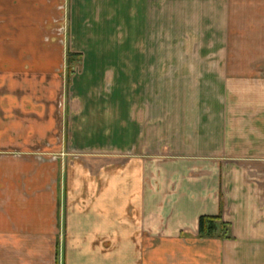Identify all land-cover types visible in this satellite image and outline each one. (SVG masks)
<instances>
[{
	"label": "crops",
	"instance_id": "obj_1",
	"mask_svg": "<svg viewBox=\"0 0 264 264\" xmlns=\"http://www.w3.org/2000/svg\"><path fill=\"white\" fill-rule=\"evenodd\" d=\"M0 9L63 10L68 41L88 45L74 84L90 94L110 72L120 88L127 71L130 89L112 118L101 98L72 99L82 156L49 160L57 82L0 73V264H264V0ZM156 39L181 49H153ZM202 216H220L215 235L199 236Z\"/></svg>",
	"mask_w": 264,
	"mask_h": 264
},
{
	"label": "rangeland",
	"instance_id": "obj_2",
	"mask_svg": "<svg viewBox=\"0 0 264 264\" xmlns=\"http://www.w3.org/2000/svg\"><path fill=\"white\" fill-rule=\"evenodd\" d=\"M62 11L61 9H0V73L3 70H9L12 78L15 75L13 71L18 70L25 73L26 77H32L33 74L38 77V71H42L43 82L47 84L51 80L57 82L58 94L54 112L58 120V132L57 136L44 144L45 149H50L52 153H45L43 156L49 160L53 159L54 156L56 157L54 159L66 161L79 159L78 157L82 156V153L77 152L76 148L70 144L71 137L69 134L71 133L67 127H70L74 115L71 100L88 98V95H90L89 97L101 98L103 99L102 103H106V114L111 117L114 109V98L121 97L125 100L130 96V89L127 82L129 75L127 71L126 74H120L123 77L120 88L112 86L114 75L110 72L106 75V87L91 90L90 94H88L89 90L82 88L80 83L77 86L74 84L76 80L80 81L79 75L83 69V51L88 45L87 41H68L65 14L62 18ZM175 30L180 29L175 28ZM174 34H170V37L178 36L176 33ZM125 43L127 45H122L123 50L129 49V42ZM107 44L109 46L106 49H112L114 46V42H107ZM153 49L171 52L181 49V41L156 39L153 42ZM173 59L175 58L173 57ZM128 62L129 57L123 58V65H128ZM46 92L48 93V90ZM83 107H88V105L85 104ZM109 134L111 131L107 132V135ZM80 139L79 142L87 143L88 141L86 137Z\"/></svg>",
	"mask_w": 264,
	"mask_h": 264
},
{
	"label": "trees",
	"instance_id": "obj_3",
	"mask_svg": "<svg viewBox=\"0 0 264 264\" xmlns=\"http://www.w3.org/2000/svg\"><path fill=\"white\" fill-rule=\"evenodd\" d=\"M71 56H74V54H71ZM221 221L220 216L218 217H208V216H202L199 218L198 221V234L201 237L208 238L213 235H215L217 231V224ZM226 225L224 223L221 224L220 228V235L222 237L226 236Z\"/></svg>",
	"mask_w": 264,
	"mask_h": 264
}]
</instances>
